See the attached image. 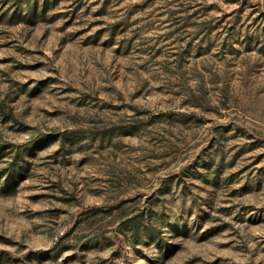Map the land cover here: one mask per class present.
I'll return each instance as SVG.
<instances>
[{"label": "rangeland", "instance_id": "rangeland-1", "mask_svg": "<svg viewBox=\"0 0 264 264\" xmlns=\"http://www.w3.org/2000/svg\"><path fill=\"white\" fill-rule=\"evenodd\" d=\"M0 264H264V0H0Z\"/></svg>", "mask_w": 264, "mask_h": 264}]
</instances>
